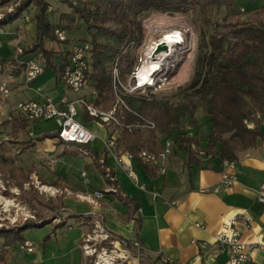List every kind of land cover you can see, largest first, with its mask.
<instances>
[{
  "label": "crops",
  "instance_id": "1",
  "mask_svg": "<svg viewBox=\"0 0 264 264\" xmlns=\"http://www.w3.org/2000/svg\"><path fill=\"white\" fill-rule=\"evenodd\" d=\"M254 4L258 9H264V0H255ZM21 24L22 19L17 18L0 32V59L12 58L13 44L17 40L14 39V33L17 31L19 36L22 35V30H19ZM26 26L28 30L26 31L34 40L35 21ZM4 45L9 47L7 52L3 50ZM36 55L37 53L24 56L22 60ZM45 73L35 82L28 81L23 72L13 75L8 86V88L12 86L9 92L11 97L4 101L1 109L9 115L17 101L41 100L44 95H53L51 97L55 100H73L82 95L90 96V91L77 96L75 93L62 90L60 87L62 83L57 80L56 74L52 71L51 80L46 81ZM77 109L78 119L95 133L97 138L86 144L87 146L83 145L89 151L88 159L91 164L86 172H81L80 160H75L78 162V168L70 167L67 171L77 169L88 179L84 186H80L50 167L49 178L53 183L44 184L43 189H59L61 193L54 196L63 195L64 205L60 206L59 212L51 215L52 218L57 216L60 219L53 222L56 224L54 239L50 236L48 242L42 243L41 250L29 264H80L82 258L80 237L87 228L83 214L91 208L84 196L97 190L103 192L100 211L104 215V224L108 231L130 245L136 240L141 243L143 256L131 257L124 264H220L226 258V250L225 245L217 242L215 236L233 217H236L233 225L239 232L240 241L256 245L252 251L251 264H264V200L260 199L264 198V192H261V185L264 183V139L259 138L255 147L238 154V159L234 161V169H227L228 173L235 174V180L229 186L222 183L223 166L219 156L205 159L197 157V161L187 163V155L176 145L161 162L162 171L153 169L156 165L146 169L135 157L122 151V160L129 163L135 173V179H132L115 158L114 150L109 151L103 146L102 138L110 135L112 131H108L103 123L96 120L86 121L87 113L84 107L77 105ZM261 129L264 133V123ZM115 131L118 138V129ZM54 139L78 150L79 145L61 141L57 136L45 140ZM204 144L205 138L203 142L201 141V145ZM162 146L163 141L161 148ZM51 154H47L44 159L52 160L53 163L63 161L64 164L61 163L63 165L69 162L70 166L74 161L68 154L59 157L56 155L58 153L54 156ZM96 159L99 162L104 161L107 168L112 171L113 179L117 182L122 195L136 203V211H130L118 198V191L107 190L113 185L108 184L99 172ZM96 178L99 181L95 182ZM47 215L50 214L43 216L45 221L48 219ZM57 225H61L58 230ZM53 245L58 246L57 256L53 252ZM48 248L51 249L49 256ZM131 249L135 251L134 247ZM47 256L53 259L46 262ZM54 259L56 261L53 262Z\"/></svg>",
  "mask_w": 264,
  "mask_h": 264
},
{
  "label": "trees",
  "instance_id": "2",
  "mask_svg": "<svg viewBox=\"0 0 264 264\" xmlns=\"http://www.w3.org/2000/svg\"><path fill=\"white\" fill-rule=\"evenodd\" d=\"M54 1L66 5L71 12L60 13L59 21L53 22L49 14L51 8L49 0H21L15 8V17L10 18L9 21H0V29L3 30L7 24L19 18L21 13L32 5L34 7L32 19L36 24L35 39L18 57L37 53L36 56L43 61L44 73L52 70L57 80L70 54L69 46L74 42H90L93 45L92 68L88 73V79L95 96H85L94 107L101 110L111 109L116 103V95L111 70L104 64L100 47L104 46L112 51L109 58L122 55L129 44L139 42L141 39L142 27L139 17L142 13L173 14L182 12L188 5L199 2V0ZM211 1L217 3L220 0ZM6 2L7 0H0V4ZM230 6H233V3H230ZM78 24L84 25L87 31L110 37L114 44L101 45L95 39L72 41L68 36L61 41L54 33V29L59 27L67 35ZM208 41L210 50L207 56L206 75L193 92L197 96L196 102L172 106L154 97L129 93L121 95L124 105L117 104L116 107L117 114L122 117V126L117 128L119 134L117 147L123 152H129L146 169H150L153 165L143 162L138 154L141 150H146L149 154L157 156L161 151V142L167 137H172L173 146L176 145L187 155V163L198 160L191 149L192 144L203 147L212 157L219 156L222 161H235L240 152L255 147L259 138L264 139L261 129L264 123V9L255 7L243 15L236 14L233 19L226 17L224 22L210 33ZM226 41L229 44L227 47H225ZM49 42L59 48H50ZM56 56H59L57 60ZM14 60L3 58L0 59V63H12L15 62ZM38 78L39 76L31 81L35 82ZM198 107L203 109L212 125L210 133L205 137L204 146L201 145L202 138L194 122L191 124L196 128V132L192 137L183 135L186 132L174 131L179 127L182 119L187 115L193 116L194 110ZM9 116L2 121V125H9L12 135L16 136L20 131H26L27 121L13 118L11 113ZM85 119L102 123L88 113ZM147 121H152L154 127L148 128ZM56 136L55 133L36 136L33 140L24 142L23 150L34 147L37 142L46 138ZM2 159L0 158V161ZM96 160L97 168L106 182L117 188L118 198L129 207L130 211H136V203L122 195L117 182L111 179L112 171L107 168L104 161ZM153 169L158 171L159 167L153 166ZM0 170L2 171L1 166ZM27 227L28 225L18 229H0L3 246L16 248L23 243L25 240L23 231Z\"/></svg>",
  "mask_w": 264,
  "mask_h": 264
},
{
  "label": "rangeland",
  "instance_id": "3",
  "mask_svg": "<svg viewBox=\"0 0 264 264\" xmlns=\"http://www.w3.org/2000/svg\"><path fill=\"white\" fill-rule=\"evenodd\" d=\"M49 1L51 3L49 14L53 22L59 21L60 13L71 12L66 5L54 0ZM254 1L255 0H253V2L252 0H220L215 3L211 0H199L197 3L188 5L184 11L173 14L144 12L139 17L142 27V36L140 41L129 44L125 48L122 55H115L113 58H109L111 57L112 51L107 47L101 46L100 51L103 53L102 57L104 64L110 70L117 64L118 70L121 74L122 84L126 87L129 83L132 85L134 75L141 66L144 49L147 45L145 40L147 35L146 21L152 16L166 17L168 19L175 18L178 15L188 16L191 25L193 26L192 28L194 29V49L191 54L187 71L182 77L178 78L175 83L168 85L157 83L152 86H143L141 89L132 94L154 97L158 101L166 102L168 105L172 106L187 102H196L197 96L194 95L193 92L202 83V80L206 75L207 56L210 50L208 41L210 33L218 25H221L226 17L233 19L236 14L243 15L251 9H254ZM230 3H233V6H230ZM12 5L14 6L12 0L8 2L7 5L0 4V13L6 12L7 8ZM241 7L244 8V11H241ZM33 12L34 7L29 5L19 17L22 19V24L19 27V30H22V35L19 36L17 31L14 33V39L17 40L13 44L14 53L11 59H15V62L0 63V88L3 83H6L7 86H9V80L13 78V75L16 76L21 72L24 73L25 64L21 63V61L24 60H22L23 57H18L19 55L16 52V47L19 46L22 49H25V45L28 46L33 42V37L28 34L26 26L28 23L34 21L32 19ZM24 15H26L30 20L27 21L24 18ZM67 36L72 41L84 39L93 41L95 39V41L101 45L114 44L113 39L110 37L98 32L94 33L93 31H87L85 26L82 24L75 26L74 30L68 33ZM187 38H190V34H187ZM228 45L229 44L226 41L225 47ZM48 46L53 49L59 48V46H56L51 42L48 43ZM8 49L9 47L7 45L3 46V50L6 52ZM62 49L64 48L62 47ZM57 58H59V56H56V60ZM32 59L38 60L40 58L39 56H35ZM91 63L92 62L90 60V71L92 68ZM51 78L52 70L48 71L44 75V80L46 81H50ZM60 87L62 90L65 89L63 84H60ZM8 89L10 92L12 90V86ZM90 89H92V87L89 80L87 86L79 92L77 91L78 93L73 91L70 92L75 93L74 95L78 96L79 94L82 95L83 92L88 93ZM50 96L53 97V95ZM10 97V93L5 96V94L0 90V158H3L0 161V166L2 168V171L0 170V229L11 230L28 225V227L23 231V237L33 240L35 244V251L27 253L23 249H20L19 245L16 248H5L3 246V238L0 237V264H29L36 258V253L41 250L42 243L48 242L54 237L56 224L53 222L60 219L57 216L52 218L51 215H55L56 212H59L61 210L60 206L64 205L63 195L54 196L56 193H54L53 190L43 189L44 184L53 183V180L49 178L51 171L50 167L58 174L66 177L70 182L84 186L88 177L82 176L77 169H73V171L67 170L70 169V167L78 168V162H76L77 160L82 161V173L86 172L87 168L91 164H89L88 155L82 154L75 147L64 145L56 139H44L42 140L43 142H37L35 147L23 150L22 146L25 141H31L36 136H41L46 133H55L57 125L54 120H39L35 121L33 124L32 130L34 132V136L32 138L27 136V131H20L16 136L12 135L10 133V126L2 125V121L8 117V114L1 109V107L5 104L4 101H8ZM192 122H194L197 126L200 137L202 138L201 141L203 142L206 135L211 131L212 125L209 121V117L204 114L201 107L194 110L193 116H185L179 127L174 129V131H176V133H195L196 128L192 126ZM104 126L108 128V131H112L110 134L116 133L113 127L105 124ZM49 153H52L51 155L53 156L55 153H58L56 154L57 157H59V155L63 156L68 154L71 156V159L74 160V164L72 163L70 166L69 162L67 165H63V161L53 163L52 160H45L44 157ZM32 172H34V174H32ZM96 174L101 177V175L97 172ZM94 181L97 182L99 180L96 178ZM45 214H50L47 215V221L43 219ZM39 220L41 221L38 222ZM38 224L41 226H36ZM57 226L58 227L56 228L58 230L61 225ZM52 249L55 256L59 255L58 246L53 245ZM48 254H51L50 248H48L47 255ZM48 256L45 259L46 262L53 259V257L48 258ZM54 261H56V259H54L53 262Z\"/></svg>",
  "mask_w": 264,
  "mask_h": 264
},
{
  "label": "built area",
  "instance_id": "4",
  "mask_svg": "<svg viewBox=\"0 0 264 264\" xmlns=\"http://www.w3.org/2000/svg\"><path fill=\"white\" fill-rule=\"evenodd\" d=\"M11 0H7V3ZM14 6L7 8V11L0 13V21H9L10 18L15 17V8L19 5L21 0H12ZM7 3H3L7 5ZM241 11L244 8L241 7ZM24 18L30 19L24 15ZM2 30L0 29V32ZM55 35L64 41L67 38L66 32L56 27L54 29ZM23 49L16 47L17 54H21ZM70 54L68 55L66 64L61 72L59 82H61L66 90L77 92L85 88L88 84V73L90 72V60L92 55V45L90 42H74L69 46ZM25 64L24 74L28 81L44 73V64L42 60H33L32 58L21 61ZM137 74V72H136ZM134 75L132 85L129 83L127 87L122 84L121 74L118 70L117 64L111 68L113 89L116 95V103L108 111L94 107L87 96L82 95L73 100H55L49 95H44L41 100L29 99L17 101L11 111V116L16 119H24L28 122L27 136L32 138L34 132L31 125L39 120H54L57 125V138L66 143H73L79 145L78 150L85 155H89V151L83 145L89 144L97 135L89 130L79 119L77 105L84 107L85 111L102 121L103 124L109 125L114 129L122 126L121 116L117 114V104L124 105L121 98L122 93L132 94L141 89L143 86H152L153 84L140 85ZM0 90L7 96L9 89L6 83H3ZM90 96H95V91L90 90ZM10 116L8 115L7 118ZM147 127L153 128L154 123L147 121ZM183 135L192 137L194 134L186 132ZM102 143L105 149L114 150V156L117 161L124 167L128 176L135 179V173L131 165L122 160V150L117 147L116 134H110L102 138ZM173 146V138L167 137L163 140V146L157 156L149 154L146 150H141L138 156L143 162H149L156 165L162 171L161 162L171 153ZM191 149L196 157L205 159L212 157L207 154L205 149L201 146L191 145ZM117 153H120L119 155ZM129 153V152H126ZM129 155H131L129 153ZM132 156V155H131ZM223 170L221 173L222 183L229 186L235 180V174L228 173L227 169H234V161L223 160ZM113 179V178H111ZM114 180V179H113ZM54 193H61L59 189H52ZM109 191L117 192V188L111 186ZM216 190V189H215ZM261 192H264V183L261 185ZM103 192L100 190L94 191L92 194L84 196L86 202L91 205V208L83 215L87 221V228L80 237V264H124L131 257L140 258L142 253V246L139 241H133L130 245L125 240L115 236L105 227L104 215L100 211L101 198ZM262 201L264 198H260ZM236 217L225 223L223 229L215 236L216 241L225 245L226 258L220 264H251L252 251L256 248L254 244H245L240 241L239 232L234 227ZM27 253L34 252L35 245L32 241L25 239L19 245ZM135 248V251L131 249ZM260 264V263H254Z\"/></svg>",
  "mask_w": 264,
  "mask_h": 264
},
{
  "label": "bare ground",
  "instance_id": "5",
  "mask_svg": "<svg viewBox=\"0 0 264 264\" xmlns=\"http://www.w3.org/2000/svg\"><path fill=\"white\" fill-rule=\"evenodd\" d=\"M146 42L136 79L140 85H168L184 75L194 49V32L185 15L152 16L146 21ZM190 34V38H187Z\"/></svg>",
  "mask_w": 264,
  "mask_h": 264
}]
</instances>
